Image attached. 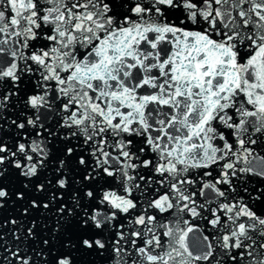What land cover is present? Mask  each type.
<instances>
[{
	"label": "snow or ice",
	"instance_id": "obj_1",
	"mask_svg": "<svg viewBox=\"0 0 264 264\" xmlns=\"http://www.w3.org/2000/svg\"><path fill=\"white\" fill-rule=\"evenodd\" d=\"M0 264H264V0H0Z\"/></svg>",
	"mask_w": 264,
	"mask_h": 264
},
{
	"label": "water",
	"instance_id": "obj_2",
	"mask_svg": "<svg viewBox=\"0 0 264 264\" xmlns=\"http://www.w3.org/2000/svg\"><path fill=\"white\" fill-rule=\"evenodd\" d=\"M5 211H6V214H7V212H8L9 210L6 209ZM85 259H86V260H89V259H92V258H91V257H85Z\"/></svg>",
	"mask_w": 264,
	"mask_h": 264
}]
</instances>
